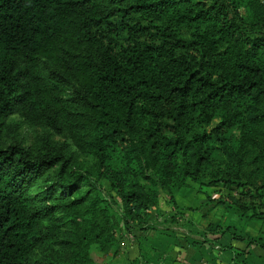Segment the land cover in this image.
Segmentation results:
<instances>
[{
  "label": "trees",
  "instance_id": "16d2710c",
  "mask_svg": "<svg viewBox=\"0 0 264 264\" xmlns=\"http://www.w3.org/2000/svg\"><path fill=\"white\" fill-rule=\"evenodd\" d=\"M69 28L99 60L58 48ZM16 113L66 133L95 173L63 144L0 143V264H100L93 245L116 255L119 225L146 228L160 188L178 207L189 179L264 220V1L0 0V139Z\"/></svg>",
  "mask_w": 264,
  "mask_h": 264
},
{
  "label": "rangeland",
  "instance_id": "374dc122",
  "mask_svg": "<svg viewBox=\"0 0 264 264\" xmlns=\"http://www.w3.org/2000/svg\"><path fill=\"white\" fill-rule=\"evenodd\" d=\"M64 47L67 48L65 50H70L74 53H80L83 58L91 57L94 60H99L100 52L102 49L99 43L86 41L83 37V34L73 28H69L65 38H63L60 44H58V48H60V50ZM43 59H45L50 65H53L54 61L50 57L44 56ZM41 66L45 70L49 69L47 67H44L42 61ZM84 79V72L71 75L69 77L70 81L68 80L69 82L67 83V95L71 96L73 88L75 87L83 88L85 85ZM15 141H19L20 143H22V145L28 147L32 151L44 149L49 143H54L55 145L63 144L66 147V151L71 154L70 164L71 166L73 165L72 167H74V165H78L80 169H90L95 173V157L92 153L82 151L78 147H76L72 142L71 138L66 133H58L44 123H32L28 119H26V117L17 113L11 114L7 117L6 124L2 131L0 143L3 145H8L9 143ZM216 155L221 157V154L218 152H216ZM111 164L113 167L121 168H126L130 165L127 157L118 150L112 151ZM142 182L144 181L142 180ZM101 185H104L106 187V185L108 184L106 181H103ZM87 186L88 183L85 181L84 188H86ZM100 192L102 193V195H106L107 193L105 189L102 188V186ZM233 192L234 191H230L229 188L225 187L222 184L209 186L189 179L188 185L182 187L179 191V199L189 204L188 208L193 209L194 211L203 206V204H205L207 200H215V207H213L211 210V216L213 220H219L221 225L224 226L222 227V229H224L227 224H231L236 231H245L249 223L252 227L255 228V224H260L259 219L254 221L249 220V218H247V215H239L238 212H236L235 208H232V206H228L226 204L224 205L219 201L220 199L226 197L227 193ZM157 200V205L158 207L160 205V213L162 214V216L167 213L165 217L162 218L163 220H165L164 222H162L163 226H168L170 227V230L178 233L179 223L183 222L180 221L178 223V221H176V219L179 217V210L174 209L172 207L173 203L170 201L169 195L164 191L163 188L159 189ZM169 206L173 208L171 212L169 211ZM181 216L182 215H180V217ZM114 217L115 220L119 222V224L122 223V221H120V216L118 215L117 211H115ZM119 226V233H125V230L123 228L124 226ZM200 228L202 231L204 230V232H207L208 230L205 227L204 229L202 227ZM262 231L264 232V220H262ZM45 243L46 245L48 244L50 247H55V249H60L61 246L60 242L55 241L53 239L46 241ZM41 249L42 247H37L34 251V255H37ZM121 249L122 248L120 245L117 254L113 255L115 251L113 247H111L107 251L103 250L98 244H95L91 248V255L100 264H109L111 262H119L122 264H126L121 258Z\"/></svg>",
  "mask_w": 264,
  "mask_h": 264
},
{
  "label": "crops",
  "instance_id": "0c3cea01",
  "mask_svg": "<svg viewBox=\"0 0 264 264\" xmlns=\"http://www.w3.org/2000/svg\"><path fill=\"white\" fill-rule=\"evenodd\" d=\"M179 191L175 195L179 206H172L179 210L176 221L183 222L179 223L178 233L163 226L162 218L167 213L162 216L160 205L150 211L146 228L123 227L121 258L126 264H264L262 219L258 218L260 224L255 228L249 223L245 231L238 232L233 226L216 229L220 222L211 216L216 201L207 200L194 211L179 199ZM169 207L171 212L173 208ZM200 227L207 228V232Z\"/></svg>",
  "mask_w": 264,
  "mask_h": 264
}]
</instances>
